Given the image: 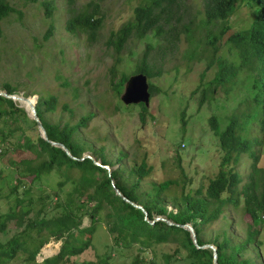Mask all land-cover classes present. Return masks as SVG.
Instances as JSON below:
<instances>
[{"label":"trees","instance_id":"16d2710c","mask_svg":"<svg viewBox=\"0 0 264 264\" xmlns=\"http://www.w3.org/2000/svg\"><path fill=\"white\" fill-rule=\"evenodd\" d=\"M18 1L25 4L39 2ZM183 2L185 0H148L140 4L134 10V21L113 32L109 44L120 54L131 38L144 40L152 34L158 43L166 42L169 47L179 42L182 35L191 42L193 29L185 25L179 29L181 24L176 18ZM242 6L252 9L253 21L249 28L231 32V20ZM43 7L46 18L52 20V3L45 2ZM16 13L18 11L10 1L0 0V38L3 36V22ZM203 14L204 25L215 28L206 35L211 54L202 58L192 50L188 55L191 60L206 63L201 84L193 92V96H200L199 106L210 102L218 88L229 93L239 72L244 69L253 74L252 89L255 92L252 106L231 116L224 131L216 116L209 119L210 129L224 152L217 176L205 189L195 190L191 188L193 182L185 170L178 167V180L169 179L155 185L149 192H142L139 183L152 172V168H146L145 164L133 169L131 182L124 178L121 167L109 175L106 169L90 159L80 161L86 149L78 142V137L93 120L92 113L75 125H52L47 122L45 114L56 112L58 100L55 96L39 97L36 109L49 140L45 141L38 133L37 123L29 119L25 110L0 97V156L12 152L25 155L20 161L9 159L17 174L14 173L6 197L0 194V234L6 233L11 224L17 227L16 235L5 243L0 241V264H112L114 260L123 259L126 253L131 254L127 258L131 259L130 264H160L153 259L147 261L140 255L135 256L134 252L166 244L177 246L187 261L167 257L162 264H214L213 251L198 249L190 233L179 227L188 224L195 231L198 246L211 243L216 247L217 264H256L246 254L253 246L257 245L256 250L262 244L259 228L264 224V169L260 167L263 138L252 140L247 135L259 112L251 111L252 107L258 108L264 103V0H205ZM102 25L103 17L99 12L89 9L72 15L66 23V30L70 35L82 33L95 39ZM53 32L54 25L50 24L44 41H48ZM224 40L231 52L227 57L219 55V44ZM147 47L151 48V45ZM149 53H144L132 75L144 74L148 80L162 76L160 68L151 66ZM214 66L218 69L214 79L204 83L206 73ZM129 77L122 75L120 82L114 84L119 95L124 92ZM116 79L113 73V83ZM149 84L152 98L161 93L157 86ZM5 90L10 95L19 93L10 85H6ZM140 107L143 113L148 112L144 105ZM142 119L144 121L143 116ZM182 126H186L184 120ZM261 133L264 135V121ZM51 142L64 145L77 160ZM242 155L249 157L246 176L238 170ZM101 165L113 169L105 159ZM52 176L54 180H51ZM45 185L49 192L45 189L39 194L34 192L36 187ZM114 187L127 200L143 207L146 213L118 196ZM168 203L176 208V213L167 211ZM3 205L7 207L6 212L2 211ZM230 211L242 212L246 218V240L236 244L227 231L221 230L212 242L204 241L206 229L225 218ZM156 217L179 226L155 221ZM85 220H88L87 227H84ZM103 227L107 230L110 245H104V254L99 255V260L72 262V258L99 243L98 230ZM51 240L62 242L58 254L39 263L38 256Z\"/></svg>","mask_w":264,"mask_h":264},{"label":"rangeland","instance_id":"374dc122","mask_svg":"<svg viewBox=\"0 0 264 264\" xmlns=\"http://www.w3.org/2000/svg\"><path fill=\"white\" fill-rule=\"evenodd\" d=\"M8 1L18 13L11 15L2 24L0 93L6 92L5 86L10 85L19 91L18 95L29 97L35 94L29 99L35 106L39 97L55 96L58 100L56 112L45 114L47 122L52 125H75L92 113L93 120L88 128L81 130L78 137V142L86 149L83 156H90L96 163H102V159H105L113 167L111 171L121 167L125 172L124 178L131 182L133 169L142 164L152 168L149 176L139 183L142 192H149L155 185L169 179L178 180V167L185 170L193 182L191 188L195 190L205 189L217 176L224 152L210 129L209 119L216 116L224 131L231 116L239 115L247 111L248 106H252L255 92L252 89L253 74L244 69L239 72L229 93L218 88L214 98L202 107L199 106L200 96H193L201 84L206 63L191 60L188 55L195 50L202 58L210 56L211 49L206 45V35L215 31L214 27L204 25L205 0H185L176 17L178 24H181L179 29L182 25L193 29L194 39L191 42L182 35L179 42L169 47L166 42L158 43L152 34L144 40L131 38L120 54L109 44L110 36L124 25L132 23L134 10L148 0H39L36 4ZM45 2H51L54 7L52 20L45 16ZM89 9L99 12L103 17L102 28L95 39L82 33L70 35L66 30L68 19ZM251 10L246 6L238 8L231 20V32L249 28L253 21ZM50 24L54 25L53 35L44 41ZM219 45V55L227 57L231 52L225 40ZM147 51H150L151 66L162 70V76L149 80L161 93L151 98L148 112L143 113L140 105H124L122 95L116 92L114 84L120 82L122 75L133 76ZM217 71L214 66L207 72L204 83L213 80ZM113 73L117 76L114 83ZM251 111L259 112L247 137L252 140L263 138L260 167L264 169V135L261 133L264 103L258 108L253 106ZM183 120L185 127L182 126ZM29 125L32 126V123ZM37 130L40 133L38 127ZM24 157L22 152L0 156L2 197H6L14 173L17 174L16 169L12 170L9 159L20 161ZM248 166L249 157L242 155L238 170L243 176H246ZM51 180H54V176ZM44 189L49 192L46 185L36 187L34 192L39 194ZM166 207L168 212H177L171 203ZM2 211L6 212L7 207L3 205ZM88 225V220H85L84 227ZM16 228L15 224L9 225L6 233L0 234V241L5 243L16 235ZM221 230L227 231L234 242L239 244L246 240L247 220L242 212L230 211L225 218L206 229L204 241L212 242ZM259 230L261 247L255 250L257 245L253 246L246 257L256 264H264V224ZM98 231V237H101L99 243L72 258V262L99 260V255L104 254V245H110V239L104 227ZM61 243L51 240L42 249L38 262L56 256ZM134 255H140L147 261L153 259L160 264L167 257L187 261L185 254L173 244L135 251ZM129 256L131 254L126 253L123 259L114 260L112 264H130L131 259H127Z\"/></svg>","mask_w":264,"mask_h":264},{"label":"water","instance_id":"95a60500","mask_svg":"<svg viewBox=\"0 0 264 264\" xmlns=\"http://www.w3.org/2000/svg\"><path fill=\"white\" fill-rule=\"evenodd\" d=\"M19 96L20 95H18V94L10 95L7 92L0 93V97H4V98L11 100L15 103H16L17 99H20ZM151 98L152 97H151V93H150V84H149L148 77L144 74H137V75L130 76L128 79V82L125 85L124 92L121 96L122 103L126 106L144 105L146 108H149L151 105ZM24 99L29 100L30 97H26ZM28 115L33 121H35L37 123L38 129L40 132L39 134H40L41 138L44 139L45 141H49L47 134H46V131H45V129H44L39 117H38L37 109H34L32 111V113H30V114L28 113ZM51 143L53 146L62 149L73 160H77L75 157H73L71 155L70 151L64 145L59 144V143H54V142H51ZM85 159L92 160L95 163V165L100 166L103 169H106L109 172V175H111V170L108 166H103V165H101V163H96L90 156H83L82 159H80V161H84ZM114 189L116 191V194L118 196H120L123 200L130 203L135 208L140 209V210L144 211V213H146L145 210L143 209V207L138 206V205L130 202L129 200H127L119 192V190L116 189V187H114ZM155 221H163V222H166L168 225H172V226L176 225V224H174L168 220L162 219V218H156ZM176 226H179V225H176ZM179 227H181L182 229H184L190 233L192 241L198 249H204V250L210 249V250H212L213 254H214V264H217V249L215 246H213V245H205L202 247L198 246L196 234H195V231H194L192 225L188 224V225L179 226Z\"/></svg>","mask_w":264,"mask_h":264},{"label":"bare ground","instance_id":"6f19581e","mask_svg":"<svg viewBox=\"0 0 264 264\" xmlns=\"http://www.w3.org/2000/svg\"><path fill=\"white\" fill-rule=\"evenodd\" d=\"M19 97L20 99H17L16 103L19 104L23 109H25L29 114L32 113L34 109H36L35 104L32 105L30 100L24 99L26 97H24L23 94Z\"/></svg>","mask_w":264,"mask_h":264}]
</instances>
